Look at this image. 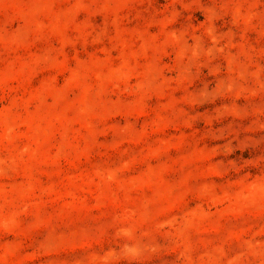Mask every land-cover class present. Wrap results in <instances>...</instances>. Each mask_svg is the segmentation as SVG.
I'll return each mask as SVG.
<instances>
[{
    "label": "rangeland",
    "instance_id": "rangeland-1",
    "mask_svg": "<svg viewBox=\"0 0 264 264\" xmlns=\"http://www.w3.org/2000/svg\"><path fill=\"white\" fill-rule=\"evenodd\" d=\"M0 264H264V0H0Z\"/></svg>",
    "mask_w": 264,
    "mask_h": 264
}]
</instances>
